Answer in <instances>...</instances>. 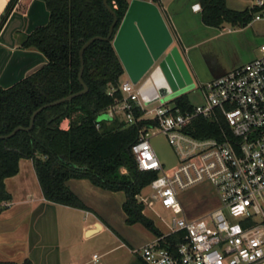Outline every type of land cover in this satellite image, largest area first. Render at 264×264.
Listing matches in <instances>:
<instances>
[{"label": "trees", "instance_id": "1", "mask_svg": "<svg viewBox=\"0 0 264 264\" xmlns=\"http://www.w3.org/2000/svg\"><path fill=\"white\" fill-rule=\"evenodd\" d=\"M17 0H11V4ZM48 11L45 25L30 33H17L18 47L34 49L47 63L13 85L0 86V135L15 127H27L33 111L40 106L82 89L78 81L79 49L94 36L106 37L113 16L103 0H41ZM158 3L159 0H144ZM117 22L108 40H95L83 52L82 81L84 94L42 109L28 131H16L0 139V211L11 201L4 180L17 173L18 161L30 159L43 199L52 204L88 211L89 208L71 191L66 182L86 179L93 186L110 192H123L122 210L127 225L140 224L161 246L179 242L181 232L164 235L153 220L143 214L137 195L156 177L153 171H139L130 151L136 140V125L126 126L118 117L102 118L104 110L121 97L118 90L123 68L112 46L116 28L125 14L129 0H106ZM201 22L218 28L223 23L245 27L252 20L254 8L242 11L226 7L225 0H199ZM11 10L10 4L0 22V29ZM174 106L191 108L182 95ZM135 115L141 112L136 110ZM67 120L66 128L60 124ZM98 125V127H96ZM197 137L219 134L218 123L195 118L187 128ZM140 264H146L140 257ZM0 264H18L2 262ZM20 264H32L24 259Z\"/></svg>", "mask_w": 264, "mask_h": 264}, {"label": "built area", "instance_id": "2", "mask_svg": "<svg viewBox=\"0 0 264 264\" xmlns=\"http://www.w3.org/2000/svg\"><path fill=\"white\" fill-rule=\"evenodd\" d=\"M192 8L200 10L198 4ZM252 8V20H264V0ZM258 49L257 57L201 85L202 101L190 109L150 107L171 92L156 65L136 83L120 82V99L104 110L126 126L147 121L130 151L137 169L156 177L137 199L146 208L157 203L177 215L170 233L181 232L179 242L161 246L156 238L144 244L138 254L146 264H264V40ZM195 118L218 123L219 134L192 135L187 128ZM157 133L177 159L168 169L150 143ZM201 182L208 183L217 206L186 217L179 191Z\"/></svg>", "mask_w": 264, "mask_h": 264}, {"label": "crops", "instance_id": "3", "mask_svg": "<svg viewBox=\"0 0 264 264\" xmlns=\"http://www.w3.org/2000/svg\"><path fill=\"white\" fill-rule=\"evenodd\" d=\"M10 2L11 0H0V22L9 4L11 7L0 29V86L3 88L13 85L47 63L39 51L19 48L16 39L17 33L28 34L47 23L48 11L43 1ZM153 4L159 9L173 38V45H177L182 53L192 83L195 81L201 86L252 59L249 53L243 59H237L233 54L235 42L232 36H240L244 30H219L221 26L215 28L204 25L200 19V10L192 8L193 5H199V0H159ZM263 40L264 38H260L257 43L260 44ZM155 66L156 63L145 75ZM126 80L130 79L123 69L120 82ZM61 124L62 128H66L67 120ZM66 184L89 208L88 211L44 200L32 161L24 158L18 161L17 173L4 180L5 190L10 194L11 201L0 211V261L20 264L27 258L32 264H86L83 262L86 240L103 232L114 237L113 242L118 245L113 248H127L129 236L134 238L135 231L129 229L128 234L123 236L116 229H123L120 222L129 227L135 224L125 223L123 202L120 206L116 203L117 192L95 187L86 179H70ZM217 203L206 211L215 208ZM146 209L144 207L143 214ZM96 225L98 228L86 235ZM164 225L165 230L157 228L167 235L171 232V225ZM155 239L154 236L143 243L133 244L136 247L131 250L134 257L128 264H140L138 250ZM111 249L103 250L97 255L96 262L92 260L94 253L91 254V260L98 264L99 257L109 255Z\"/></svg>", "mask_w": 264, "mask_h": 264}, {"label": "rangeland", "instance_id": "4", "mask_svg": "<svg viewBox=\"0 0 264 264\" xmlns=\"http://www.w3.org/2000/svg\"><path fill=\"white\" fill-rule=\"evenodd\" d=\"M255 3L256 0H225L226 7L236 11L251 8L255 5ZM222 28L225 30L230 29V31L244 30L243 34H240V36H232L234 37L233 41L235 42V50L233 51V54L237 59L245 58L248 53L252 56V58L259 55V44L257 42L260 38H264V20H251L245 27H242L241 25L223 23L219 30ZM182 95L188 99L191 105H198L202 101L200 86L194 81L192 84L184 87L183 89L171 91L170 93L165 94L160 97L158 101L152 103L150 107H157L163 104H166L168 107H172L174 105V100ZM105 119L110 120L111 118L106 116ZM60 127H63L62 124H60ZM150 143L164 168L168 169L176 164L177 159L172 148L167 143L165 136L161 133H157L150 137ZM148 191L149 189L144 188L141 192L146 194ZM115 197V199L118 198L116 203L120 206L121 202L124 201V193L117 192ZM178 199L184 208L185 216L187 217L199 215L205 212L206 209L210 208V206L217 203L216 197L212 193V190L207 182H201L190 186L185 190L179 191ZM145 215L152 219L154 224L162 230L166 229L164 224H167L168 226L172 225V222L177 217V215H174L170 211L160 207L157 203H153L152 207H147ZM229 219L232 221L236 220L231 217H229ZM120 224L123 229H118L117 226L116 230L123 236L125 233L128 234L129 229L135 231L134 238H130L129 236L128 240L130 242L127 243V248L125 246L113 248L118 245L113 242L114 237L110 236L108 232H103L101 234H97L96 236H92L93 238H89L90 240H86V252L84 254L83 262L86 264H97L91 260V254L94 253L96 255H100L103 250H110L113 248L111 249L109 255L99 257L98 264H128L131 261V258L134 257L131 250L136 247L133 244H137L138 242L143 243L147 239L154 238V235L140 224H135L130 227L124 226L123 222H120Z\"/></svg>", "mask_w": 264, "mask_h": 264}, {"label": "water", "instance_id": "5", "mask_svg": "<svg viewBox=\"0 0 264 264\" xmlns=\"http://www.w3.org/2000/svg\"><path fill=\"white\" fill-rule=\"evenodd\" d=\"M103 4L113 16V21L106 37H91L85 41L79 49L80 66L78 81L82 89L40 106L31 114L30 122L27 127L17 126L10 133L0 135V139L9 138L19 130L28 131L33 125L35 115L42 109L69 101L87 91V87L81 78L83 70V52L95 40H108L117 22L115 13L108 6L106 0H103ZM112 46L132 83L138 82L149 68L156 63L159 71L163 74L170 86L171 91H177L192 84L191 75L179 47L173 45V38L162 19L159 9L150 1H129L125 14L120 20L117 30L113 35ZM106 116L107 115H103L102 118ZM97 228L98 225L88 230L86 235L93 233Z\"/></svg>", "mask_w": 264, "mask_h": 264}]
</instances>
